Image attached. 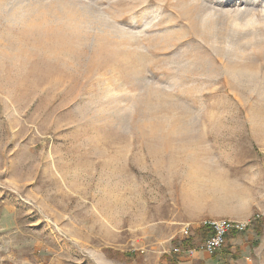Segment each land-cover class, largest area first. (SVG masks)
Listing matches in <instances>:
<instances>
[{
	"label": "rangeland",
	"instance_id": "374dc122",
	"mask_svg": "<svg viewBox=\"0 0 264 264\" xmlns=\"http://www.w3.org/2000/svg\"><path fill=\"white\" fill-rule=\"evenodd\" d=\"M263 208L264 0H0V264H170Z\"/></svg>",
	"mask_w": 264,
	"mask_h": 264
},
{
	"label": "crops",
	"instance_id": "0c3cea01",
	"mask_svg": "<svg viewBox=\"0 0 264 264\" xmlns=\"http://www.w3.org/2000/svg\"><path fill=\"white\" fill-rule=\"evenodd\" d=\"M261 220H264V217L255 222L245 233L244 232H235L230 233L227 236L226 250L228 253H225V248L221 250V255L224 254V260H228L230 264H256L253 261V240L255 239V235L258 232L255 231L257 224ZM263 225V224H262ZM198 229H202V227H198ZM204 229V228H203ZM243 233V234H242ZM206 234H204L205 236ZM203 236V238H204ZM191 239V238H190ZM189 238H180V243L178 246H181L184 252H180L177 255L174 261H177V264H202V260L210 261L212 259L211 256L207 252L201 249H195L198 244H194ZM188 241V245H185L184 242ZM202 241V240H201ZM220 254V253H219ZM240 256L238 259L234 260L233 256ZM247 260H246V259ZM186 262H183V261ZM170 259L168 262L170 264H174L175 262ZM174 262V263H172ZM183 262V263H182ZM176 264V263H175Z\"/></svg>",
	"mask_w": 264,
	"mask_h": 264
},
{
	"label": "built area",
	"instance_id": "2783aa9c",
	"mask_svg": "<svg viewBox=\"0 0 264 264\" xmlns=\"http://www.w3.org/2000/svg\"><path fill=\"white\" fill-rule=\"evenodd\" d=\"M264 217V208L257 212L254 216L247 220H235L230 218H206L201 220L198 227L208 230L202 241L195 249L204 250L215 258L219 255L222 248L226 246L227 236L230 233L245 232L255 222ZM193 226L190 223L184 224L181 228V235L183 238H191L194 234ZM174 251L180 253L184 252L181 246H176Z\"/></svg>",
	"mask_w": 264,
	"mask_h": 264
},
{
	"label": "trees",
	"instance_id": "16d2710c",
	"mask_svg": "<svg viewBox=\"0 0 264 264\" xmlns=\"http://www.w3.org/2000/svg\"><path fill=\"white\" fill-rule=\"evenodd\" d=\"M200 232H202L203 234H206V233L208 232V230L205 229V228H204V229L202 228V229L200 230ZM184 244H185V245H188V241L185 240Z\"/></svg>",
	"mask_w": 264,
	"mask_h": 264
},
{
	"label": "bare ground",
	"instance_id": "6f19581e",
	"mask_svg": "<svg viewBox=\"0 0 264 264\" xmlns=\"http://www.w3.org/2000/svg\"><path fill=\"white\" fill-rule=\"evenodd\" d=\"M14 15L16 16V19H17V18H19V19H20V18H22V17H23V16H22V14L20 15V14H18V13L14 14ZM12 16H13V15H12ZM12 16H11V17H12ZM13 18H14V16H13Z\"/></svg>",
	"mask_w": 264,
	"mask_h": 264
}]
</instances>
